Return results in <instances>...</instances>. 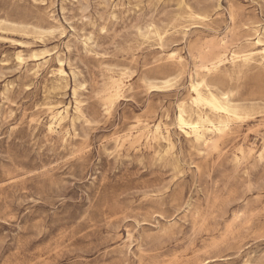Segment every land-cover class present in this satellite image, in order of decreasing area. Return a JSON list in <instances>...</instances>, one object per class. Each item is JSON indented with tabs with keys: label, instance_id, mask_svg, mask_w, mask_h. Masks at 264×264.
<instances>
[{
	"label": "rangeland",
	"instance_id": "374dc122",
	"mask_svg": "<svg viewBox=\"0 0 264 264\" xmlns=\"http://www.w3.org/2000/svg\"><path fill=\"white\" fill-rule=\"evenodd\" d=\"M258 37L264 0H0V264H264ZM193 79L225 136L178 128Z\"/></svg>",
	"mask_w": 264,
	"mask_h": 264
},
{
	"label": "bare ground",
	"instance_id": "6f19581e",
	"mask_svg": "<svg viewBox=\"0 0 264 264\" xmlns=\"http://www.w3.org/2000/svg\"><path fill=\"white\" fill-rule=\"evenodd\" d=\"M254 44H263V46L256 49V51L254 49L227 50L230 52L231 60L242 65H248L255 60V57L264 60V40L258 37ZM225 53L226 51L223 52V55ZM222 60V56L204 60L202 67L206 71L215 69ZM123 84L124 82L121 77H112L106 92V100L109 107L113 105L115 99L120 95ZM189 86V101L192 108L188 111L185 104L182 103L178 107V114L176 116L177 126L186 136H191L196 142L205 143L210 140L209 134L211 133L216 134L218 137L225 136L230 129L231 120L242 118L243 113L237 105L231 104L228 94L212 90L204 79L190 80ZM189 112L194 115H191ZM137 125H140V122L137 121ZM49 128H52V126H49ZM151 131L159 136L162 135L163 129L159 124H156ZM262 140L264 150V137ZM248 150L251 153L256 152L255 147H249ZM243 151H245V146L241 145L240 152Z\"/></svg>",
	"mask_w": 264,
	"mask_h": 264
}]
</instances>
